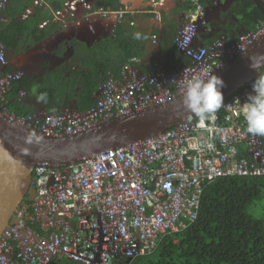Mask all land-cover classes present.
<instances>
[{
	"label": "built area",
	"instance_id": "obj_1",
	"mask_svg": "<svg viewBox=\"0 0 264 264\" xmlns=\"http://www.w3.org/2000/svg\"><path fill=\"white\" fill-rule=\"evenodd\" d=\"M93 1L66 0L51 20L75 16L85 6L91 8ZM118 1L122 6L117 9L95 11L100 18L112 20V30L117 24L135 25L136 16L143 12L152 13L149 27L154 28L168 5L167 0H136L137 6L131 0ZM191 1L194 8L182 16L174 40L176 52L187 61L169 72L142 71L134 66L137 58L131 57L117 76L110 73L99 84L95 103L84 111L73 105L53 111L35 107L26 115L10 111L5 94L25 73V66L18 68L24 56L18 61L8 58L0 42V115L34 137L80 135L182 97L186 80L205 77L210 71L215 75L264 39L263 18L254 30L234 41L222 33L208 43H196L206 8L199 0ZM7 2L0 0V10ZM28 12L17 19H26ZM45 23L42 20L38 26ZM72 30L76 36L79 29ZM152 43L159 44L158 35H152ZM63 60L54 56L47 68ZM254 80L224 99L220 109L203 122L196 117L73 163L35 165L26 196L0 233V264H53L62 258L84 264H129L132 257L153 252L164 235L192 223L204 188L217 178L264 176V136L249 134L243 118ZM27 92L20 88L17 99L29 97Z\"/></svg>",
	"mask_w": 264,
	"mask_h": 264
},
{
	"label": "trees",
	"instance_id": "obj_2",
	"mask_svg": "<svg viewBox=\"0 0 264 264\" xmlns=\"http://www.w3.org/2000/svg\"><path fill=\"white\" fill-rule=\"evenodd\" d=\"M34 1L8 0L6 8L0 10V42L6 50L16 54L26 52L46 37L65 30L61 23L49 22L43 28L38 27L42 20L52 17V12L61 10L65 0H42L27 19L18 20L17 16ZM213 1L199 0L203 6L212 5ZM121 6L118 0H94L92 10ZM193 8V1L181 0L167 12H161L160 46L171 69L175 65L170 56L176 53L177 28L183 14ZM151 14H142L144 25L117 24L111 34L91 44L76 37L70 39L68 45L73 52L68 56L63 55L66 45L60 42L54 51L56 56H64V61L41 75L33 78L23 75L19 82H14L5 94L9 110L26 115L35 107L46 111L71 107L72 103L81 111L91 107L99 84L108 79L110 73L117 76L123 63L132 56L143 58L145 52L153 53V48L147 46L152 44V35L156 32L146 25ZM263 18L264 0H233L226 11L220 12V22L213 27V38L221 33L228 36L239 24L244 27L241 33L254 30ZM72 32H67L65 38H70ZM136 32L142 34V39H134ZM239 35L230 36V40L234 41ZM63 37L60 33L52 39L60 41ZM138 67L143 71L148 69L142 64ZM260 75H264V68ZM20 88H26L33 98L18 100ZM41 93L47 94L45 101L38 99ZM53 264L84 263L62 258ZM129 264H264V176L217 178L204 188L198 215L192 223L178 232L164 235L153 252L132 257Z\"/></svg>",
	"mask_w": 264,
	"mask_h": 264
},
{
	"label": "water",
	"instance_id": "obj_3",
	"mask_svg": "<svg viewBox=\"0 0 264 264\" xmlns=\"http://www.w3.org/2000/svg\"><path fill=\"white\" fill-rule=\"evenodd\" d=\"M80 39L83 40L82 37ZM252 61H264V39L215 74L224 82L220 89L223 100L248 80L260 75L264 63L258 70H254L250 67ZM182 98L183 96L166 105L112 120L92 131L59 139L31 136L0 115V233L26 196L35 165L73 163L81 157L144 139L196 118L184 107Z\"/></svg>",
	"mask_w": 264,
	"mask_h": 264
},
{
	"label": "crops",
	"instance_id": "obj_4",
	"mask_svg": "<svg viewBox=\"0 0 264 264\" xmlns=\"http://www.w3.org/2000/svg\"><path fill=\"white\" fill-rule=\"evenodd\" d=\"M131 1L132 2H130V4H132L133 6H137V4L139 3L136 0H131ZM144 1L146 3V1H148V0H144ZM180 1L181 0H176V2H174L172 0H167V4L168 5L163 10L167 12L169 9H171L174 6V4L180 3ZM232 1L233 0H222V1L214 0L212 5H204V7L206 8L205 14H204L205 21L202 24H200L201 33H199V36L197 37L196 43L205 42L206 40H209V39L213 38V33L215 32L213 30V27L214 26H218V24L220 22V20H218L220 12L226 11L228 9V7L230 6V4L232 3ZM145 8L142 7L141 9L142 10H146ZM161 12H160L159 22L154 28H150L149 27V18L152 16V14L148 17V20H147V23H146V25H147V27H148V29L150 31L153 32L156 29V32H153V34H156V35L159 36V44L156 45V44H153L152 42L151 43L153 45L152 44H147V46L149 48H151V47L153 48V49H151V50H153V53L151 55L149 54V52H145L143 58L132 56V57H136L137 58V62L134 63V66H136V68H138V69H139L138 65L142 64L146 68H148L147 71L150 70V69H159V70H165V71L169 72L170 70H173L174 68L180 66L181 64H183L184 62L187 61V58L181 56L177 52L176 53H172L171 56H170V59H171V61H173L175 63V65H174V67H172V69L169 67V61L166 59V55H165V53L162 52V49H161V46H160V39H161ZM143 13H145V12H143ZM143 13H141V14L136 16V19H135V23L136 24L135 25H137V26L144 25V22H143L144 15H142ZM102 19L103 20H110L109 18H107V19L102 18ZM233 21H235V20H233ZM78 22H79V24L77 23V21H63L61 24L64 27H75L76 26L77 28L79 27L80 24H82V29H84V30H85V28L88 29L87 26L89 27V25L86 24V21L83 22L80 19ZM107 26H108V22H107ZM243 29H244V27L239 24V26H236V28H234L233 30L229 31L228 37L230 38V36L237 35L238 33L241 34ZM89 32H91V33H95L96 32L95 34H91L92 39H94L95 37H98V36L105 37V36L109 35V33L112 32V29H110L108 32H103V30H101V29H95L93 31L89 30ZM59 34L60 33L48 36L43 41L45 42V41H48L49 39L51 40V38H53L55 36L57 37ZM61 34L64 35L63 38L67 37L66 36L67 32H63ZM43 41H41L38 44H35V46H33L28 51L23 52V53H19V54H16L15 52H13V50H6V54H7L8 58L16 57L17 61H18V59L20 58V55L24 56L21 59V61L18 63V68L25 66V70L26 71H25V73H23V75H27L30 78H33V77H36L37 75L43 74L45 71L51 70V68L54 67L53 66L50 69L47 68V67L50 66L52 61H54V56H56L54 49H56V47L58 46L59 43H57V45H54L50 49H47V50L45 49L43 55L40 54V57H38V59H37V57L34 55V50H35V48H38L39 44H43L44 43ZM64 44L66 45L67 49L63 53V55L64 56H68L67 53L70 55L73 52V49H72L71 46L70 47L67 46L66 42H64ZM88 44H91V43H88ZM27 55H28V57H27ZM24 58H26L25 62L22 61V60H24ZM44 62H47L48 64L47 65H43L42 63H44ZM64 76H65V74H64ZM66 76H67V73H66ZM16 82H19V81H16ZM27 93H29V92H27ZM31 97L33 98L32 95H31ZM31 97H30V94H29V97H27L26 99H30ZM72 105H73V103H72Z\"/></svg>",
	"mask_w": 264,
	"mask_h": 264
},
{
	"label": "clouds",
	"instance_id": "obj_5",
	"mask_svg": "<svg viewBox=\"0 0 264 264\" xmlns=\"http://www.w3.org/2000/svg\"><path fill=\"white\" fill-rule=\"evenodd\" d=\"M39 1L40 3L42 2V0H39ZM64 3H63V7H64ZM35 6L37 5H34L33 3V5L30 8H26L23 11V12H26V10L29 9L27 18L32 13ZM63 7L61 10H63ZM95 11L96 10H92V7L88 8L87 6H85L81 13L75 16H69L68 18H65V19H60L57 22H53L51 19L54 16V12H55L54 11L52 12V17L50 19H45L44 21H46V23L42 27H39V26L38 27L43 28L49 22L62 23L63 21H77V23L79 24L78 21L81 19V17L87 16L86 14L89 12H91L90 14H92ZM68 28H70V30H72V28L80 29V27L77 28L76 26L68 27ZM66 31H67V27H65V30L61 31L60 33H63ZM79 34L80 33L78 31V34L76 36L71 35L70 38H63L62 40H60V42H63V43L66 42L68 46V40L74 37L79 38V39L81 38ZM98 37H95V39H99ZM134 39H137V40L142 39V34L140 32L134 33ZM67 55L69 54L67 53ZM56 57L64 58V56H56ZM262 63H264V61H261L260 63L252 61L250 67L254 70H258V68L261 66ZM223 86H224L223 80L220 77L214 74H211V71L207 73L205 77L193 76L189 78L188 80H186L185 82V85H184L185 91H184V95L182 98V103L184 107L191 114H193L201 122H203L206 119L211 118L215 114V112L218 109H220V107L222 106L223 96H222V92L220 89ZM46 97H47L46 93H41L38 99L40 101H45ZM243 118H244V122L246 125V131L249 134L253 136H264V75H258V77L252 83V92L247 95V101L243 105Z\"/></svg>",
	"mask_w": 264,
	"mask_h": 264
},
{
	"label": "bare ground",
	"instance_id": "obj_6",
	"mask_svg": "<svg viewBox=\"0 0 264 264\" xmlns=\"http://www.w3.org/2000/svg\"><path fill=\"white\" fill-rule=\"evenodd\" d=\"M76 6V2H74V1H72V7H75ZM104 24L101 20H96L95 22L94 21H92L91 19L87 22V24L89 25V27H88V29L91 31H93V30H95V29H101V26L99 25V24ZM80 27V29H79V33L81 34L83 31H82V29H81V27H82V25L81 26H79ZM59 40L58 39H52L51 38V40L49 39L48 41H45L43 44H41V45H39L38 47V49H36V50H34V55L37 57V59H38V57H40V54L41 55H43V52L45 51V49L47 50V49H50L51 47H53L54 45H57V43H59L58 42ZM45 44V45H44ZM27 57H28V55H27ZM22 61H26V58H24V60H22Z\"/></svg>",
	"mask_w": 264,
	"mask_h": 264
},
{
	"label": "rangeland",
	"instance_id": "obj_7",
	"mask_svg": "<svg viewBox=\"0 0 264 264\" xmlns=\"http://www.w3.org/2000/svg\"><path fill=\"white\" fill-rule=\"evenodd\" d=\"M172 1H174V2H176V0H172ZM92 20V21H96V20H101L104 24H102L101 25V30H103V32H108L110 29H112V20L110 19V20H103L102 18H100L98 15H96V13L94 12V13H92V14H89V15H87V16H83V17H81V21H86V24H87V22L89 21V20ZM107 22H108V26H107ZM88 28V27H87ZM88 29H86L85 28V30L83 29L82 31V33L81 34H79L82 38H83V40H86V41H88L89 39H91L92 38V36H91V34H95V33H91V32H89V30L87 31ZM200 33H201V30H200ZM68 41H70V40H68ZM69 46V45H68ZM44 53V52H43ZM33 102H35L36 103V101L34 100Z\"/></svg>",
	"mask_w": 264,
	"mask_h": 264
}]
</instances>
